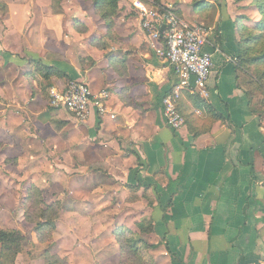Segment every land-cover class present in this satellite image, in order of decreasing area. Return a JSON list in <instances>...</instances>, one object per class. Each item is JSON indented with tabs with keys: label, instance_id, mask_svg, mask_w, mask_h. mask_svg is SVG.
Listing matches in <instances>:
<instances>
[{
	"label": "crops",
	"instance_id": "1",
	"mask_svg": "<svg viewBox=\"0 0 264 264\" xmlns=\"http://www.w3.org/2000/svg\"><path fill=\"white\" fill-rule=\"evenodd\" d=\"M0 1V191L35 187L47 204L60 202L57 231L65 217L94 215L98 225L108 215L131 229L146 221L168 264L177 263L166 243L181 264H264V120L236 71L238 20L261 19L251 0L162 1L211 31L215 64L210 98L183 93L186 123L176 131L162 101L178 77L156 55L135 0L120 2L111 29L85 0H60L57 11L53 0ZM38 67L64 78L51 84ZM70 82L108 90V113L80 123L47 107L43 89ZM100 237L114 241L113 231Z\"/></svg>",
	"mask_w": 264,
	"mask_h": 264
},
{
	"label": "built area",
	"instance_id": "2",
	"mask_svg": "<svg viewBox=\"0 0 264 264\" xmlns=\"http://www.w3.org/2000/svg\"><path fill=\"white\" fill-rule=\"evenodd\" d=\"M139 13L141 26L152 43L156 55L172 67L178 84L163 99L165 121L172 130H180L185 119L177 105L183 92L210 98L209 80L215 72L213 55L206 51L211 31L204 25L192 24L181 17L170 4L155 6L143 0L133 2ZM110 92L95 94L86 82H70L64 87L49 90V105L54 110H65L80 122L86 123L97 113H108ZM114 118V116H112Z\"/></svg>",
	"mask_w": 264,
	"mask_h": 264
},
{
	"label": "trees",
	"instance_id": "3",
	"mask_svg": "<svg viewBox=\"0 0 264 264\" xmlns=\"http://www.w3.org/2000/svg\"><path fill=\"white\" fill-rule=\"evenodd\" d=\"M85 1L93 3L95 13L101 19H103L108 25L109 29H111L113 27V19L119 12V6L122 0ZM251 1L257 6L261 19L258 22L253 23L251 26L242 24V22L245 20L244 17H240L238 20L240 42L236 71L238 74L237 80L240 79V87L245 90L250 106H252L254 112H261V114H263L264 120V104L257 103L253 98V91H250L246 88V85H248L250 82L248 81L246 74L249 76L251 82L253 81V78L257 77V75L260 76L262 74L264 78V72L262 71L264 70V0ZM53 2V9L57 11V4H59L60 0H53ZM154 5H162V0H155ZM37 71L41 74L44 81H49L51 84L52 79L58 80L64 78V74L53 67H45L43 69L38 67L36 72ZM43 90H45L44 95H47V99L49 101V91L46 88ZM46 91H48V93H46ZM180 100L178 101L177 108L181 113V110L179 109ZM181 114L185 119L183 113ZM27 193V197H25L23 202V207L34 208L36 213L40 212L41 217L40 215H35L38 217V220H36V233L41 242H48V240L52 238V233H54L57 229L56 220L58 219L57 217L60 216L59 210L57 208L59 205H45L46 210H42L40 208V206L42 207V205H44L42 201V192L38 190V188L33 187L32 189L28 190ZM28 219L32 222L35 221L30 215H28ZM138 228L139 232H136L125 226H117L114 230V236L118 245L120 246L122 255L125 256L130 254V256L133 257L134 262L132 261L131 264H145V262L152 264L153 262L151 263L149 255H147V257L150 261L145 260V253H148L151 249H156L157 246L148 243L146 240H144L142 235L153 232V225L143 221L139 224ZM24 241L25 237L18 230L0 228V264H16V259L22 251V244ZM165 247L173 261L177 264H181L182 261L180 256L171 249L170 245L166 243ZM45 259V264H67L65 260H61L56 256L48 257L46 255Z\"/></svg>",
	"mask_w": 264,
	"mask_h": 264
},
{
	"label": "rangeland",
	"instance_id": "4",
	"mask_svg": "<svg viewBox=\"0 0 264 264\" xmlns=\"http://www.w3.org/2000/svg\"><path fill=\"white\" fill-rule=\"evenodd\" d=\"M127 1L129 4H132L133 0ZM143 1L155 4V0ZM165 2L168 1L165 0ZM124 6L127 7L126 5ZM255 7L257 8L256 5ZM4 10V4L0 1V12L4 13ZM262 71L264 72V70ZM246 76L248 81H250L248 85H246V88L250 91H253V98L257 103L264 104V78L262 74L260 76L257 75L256 78H253L252 82L247 74ZM46 105L50 108L49 101ZM73 164L74 161H69L70 171L75 170L71 166ZM27 194V192L25 194H16L7 191H0V228L16 229L25 237V241L22 244V251L16 259V264H45L46 255L48 257L56 256L61 260H65L67 264H131L132 261L134 262V259L130 256V254H127L125 256L122 255L120 246L118 245L114 236V230L117 226L115 227L114 224L107 222V219L109 218L108 215L104 216V218L101 220L102 223L98 225L92 224L97 222V218L92 219L94 215H90L89 220H82L81 223H79L77 218H74L73 221H71V223L73 224H70V222L66 221L67 219L65 217L60 222L61 230L57 231L56 229V231L52 233V238H50L48 242H41L36 233V220H38V217L35 216H39L40 212L36 213L34 211V208L23 207L22 201H24L25 197H27ZM42 199L44 205H42V207L40 206V208L42 210H46L45 205L51 204H47L44 201V197H42ZM53 204L59 205V207L57 208L59 210V215L61 216L62 211L66 210V208H63L60 202H56ZM88 210L89 209H87V211ZM103 212L107 213L108 210ZM28 215L33 217L35 221H30L28 219ZM60 216L57 217L58 219L56 220V225L60 220ZM138 227L139 224H137L136 227L132 230L139 232ZM98 231L103 235H109L110 232L113 231L114 241H109L108 238L104 239V237L102 239L100 237V241L96 240L95 234H97ZM103 231L105 233H103ZM142 237L144 238V240L150 243V241L146 238V234H143ZM114 243L116 244V246H114ZM90 252H94L95 254L91 255ZM147 255L150 256L151 263L153 262L152 264H168L164 261L161 249H151L148 253L146 252V261L149 260ZM145 264L150 263L145 262Z\"/></svg>",
	"mask_w": 264,
	"mask_h": 264
}]
</instances>
